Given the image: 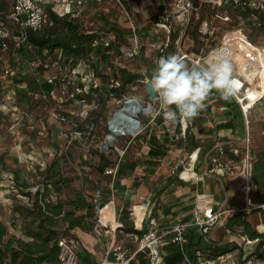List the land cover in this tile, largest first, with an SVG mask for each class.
<instances>
[{"label":"rangeland","instance_id":"rangeland-1","mask_svg":"<svg viewBox=\"0 0 264 264\" xmlns=\"http://www.w3.org/2000/svg\"><path fill=\"white\" fill-rule=\"evenodd\" d=\"M79 1L81 0H75L73 4ZM82 2L80 16L83 31L96 32L111 27L119 28L125 32L128 39L127 46H123L124 49L131 47L135 43L134 41L137 40L140 52L136 57L126 59L118 56L113 60L117 67L126 68L128 71L142 75L143 79L141 81L147 79L151 81L153 70L162 56L174 53L183 55L185 61L192 65L195 56L201 55L202 58H206L211 50H214L213 52L219 50L229 54L234 76H247L249 74L248 76H253V79H255L253 84L256 86L254 91H249V96L252 97L255 93L264 94V29H257V27L250 25L247 20H241L235 14L227 15L228 19L224 20L221 18V16L224 17L223 12L219 11L217 17L214 18V14L210 17L208 12L211 14V11L207 9L201 21L202 10L200 11V8H198L190 16L191 21H189L187 28L183 30L184 28L173 17L174 0H165V6L160 4L162 2L159 0H82ZM0 6L5 10H10L12 0H0ZM122 7L127 11V19L122 13ZM210 9L213 8L210 6ZM203 21L208 22L207 25L211 32L206 36L198 31ZM158 23L171 27L170 43L163 52L161 50L167 42L168 34L163 27H157L156 24ZM195 29L200 37H192L191 33ZM31 60L32 57L29 53H18L12 48L0 52V89L2 90L0 106L5 107L4 111H0V168L5 175L2 177L4 181L1 183L0 189L1 194L6 197L11 196V194H14L13 196L20 195L21 198L18 200L23 204L27 202L31 206L32 200L23 197L22 193L31 192L34 194L39 187H42L45 179H43L41 172L57 156L61 158V170L64 176L71 180V187L81 191L94 204L95 214L91 221L96 224L99 216L96 205L102 206L103 198H107L108 190L114 182L111 177L108 184L107 176L111 175H100L97 171L99 154H104L113 162L127 156L129 162L137 164L135 170L121 181V185L129 191L128 196H130V199L128 201L125 198L126 195L122 198L115 195L114 200L111 201L116 207L117 219L118 210L125 206L128 208V215L132 219V207L143 204L144 199L151 200L154 192L159 188H165L164 193H162L163 200L176 201V197L171 193L173 191L182 192L183 190L180 186H177L175 180L184 168L189 167V164L192 165L188 155L199 146L202 147V152L198 162L194 164V170L198 175L201 174L204 160L203 152L211 146L210 143L212 142V139L209 142L206 141L210 129L209 127L206 128L205 123L203 124V119L210 121L213 120V116H218L219 120L217 122L224 123L228 120L225 113L230 112L235 124L236 136L240 137L243 134L245 120L241 115L239 104L235 101H233L236 103L235 105L223 109L220 101L215 100V96L208 97L205 101V107L199 112V115L190 120L193 124L192 133L193 140H195V145L191 146L188 140L185 142L184 140L174 139L173 134L176 131V126L164 118L167 110L172 109L174 111V106L170 108L162 107L159 95L156 100H150L145 84L137 81L134 86L129 87L122 100L110 97L101 101L102 99L97 93H91L90 98H85L82 101L75 99L71 102L73 94L78 92L76 90L78 79L85 84L84 93L89 92L90 80L87 76H82L86 74L85 67L78 66L73 70L66 68L61 71L62 76H56L58 70L56 68L48 72L30 68ZM10 74L13 76L14 85L23 84L24 89L17 90L8 87ZM77 74H81V77L78 78ZM52 76L60 78V85H57L49 96L43 97L40 86L48 77ZM16 79L23 81L16 83ZM62 80L65 81L62 82ZM248 81L251 82L250 78ZM10 92L14 93V99L8 98ZM215 94L219 95L216 91ZM128 98L139 100L144 107L150 104L152 112L138 115L140 130L136 136L139 139H134L136 136L134 138L130 136L117 137L113 144L105 150L103 145L106 136L110 133L108 122L114 112L121 107L122 101ZM232 100V98L229 99L230 102ZM14 108L17 109L19 114H17L18 117L15 123H12L13 121H10V118L13 116L12 110ZM207 108H211V112L207 111ZM62 114L67 117L64 122L56 119V116ZM263 119L264 99L253 107L248 117L252 136L251 142L255 150L264 147ZM164 131L168 134L167 146L169 151L157 165L154 167L149 166L144 163L148 150L144 136L148 138V135L156 132L163 138ZM109 168L113 167L107 169ZM9 173L13 175L17 173V181L19 180L17 184L20 186L22 184V190H19V193H5L12 186L9 177L13 178V181L16 179L13 175H8ZM189 174L191 173L186 172V176ZM133 181L137 183V186L132 185ZM185 184L188 189V185L195 183ZM195 186L199 187L195 194L203 192L200 185ZM213 187L216 191V201L221 202L222 197L226 199L220 182L216 181ZM194 188L189 189L191 191L187 194L186 206L191 202L193 204L195 202L193 197ZM138 193H141V195L136 196ZM59 196L62 199H67L72 196V193L70 189H63ZM56 197L57 194L51 190V200L55 201ZM125 200L129 202L127 205ZM232 200L231 207L242 203L238 193L234 194ZM158 202L159 200L156 197L153 207H155L157 213L158 220L156 224L160 231L161 226H165L170 221L161 218L162 213L157 211L159 209ZM190 206L184 208V205L183 207L179 205L174 211L175 216L183 214ZM105 209L106 207L101 210L100 216L104 222H107L111 220V214H108ZM19 215L24 217L21 212ZM135 218L138 224L133 221L137 225L134 224V227L136 226L139 230V228L141 229L139 217L135 216ZM30 220V217L24 219L23 224L17 229L21 230ZM247 220L256 226L258 232L264 233V213L247 215ZM104 229L105 227L102 228V231ZM240 236L239 231L234 234L226 233L222 225L218 224L210 231L205 240L208 239L206 244H223L226 242L237 244L240 242ZM102 238L108 240L107 236ZM118 239L120 243L129 244L128 242H130L125 240L122 233L119 234ZM138 242L135 244L133 242L131 245L133 244L135 247ZM240 249L242 250L241 247ZM239 252L238 247L231 253L230 260H237ZM247 252L246 254H248ZM101 257L102 254L99 258ZM246 264H264V248L260 249L257 255L250 257Z\"/></svg>","mask_w":264,"mask_h":264},{"label":"trees","instance_id":"trees-1","mask_svg":"<svg viewBox=\"0 0 264 264\" xmlns=\"http://www.w3.org/2000/svg\"><path fill=\"white\" fill-rule=\"evenodd\" d=\"M82 6V0L72 4L69 12H65L64 7L60 4L46 6V24L40 31L26 29L25 39L17 52L29 53L32 57L31 61L38 62V71L48 72L52 71L53 68L58 69L57 76H62L61 71L66 68L72 70L78 66H84L86 74L82 76H87L90 80L89 92L84 93L85 84L78 79L76 86L78 92L73 94L71 102L75 99L82 101L85 98H90L91 93H97L102 99L101 101L110 97L122 100L129 87L134 86L137 81L143 79L142 75L128 71L126 68L117 67L114 63L113 59L121 55L120 48L127 46V36L123 30L115 27L103 31H92L91 33L83 31L80 16ZM207 9L211 11V14L208 12L210 17L216 13V10L203 6L200 8V11L202 10L201 21ZM10 11L11 9L5 10L0 6V15H10ZM219 11L228 16L235 14L241 20H247L250 25L257 27V29H264V10H254L242 5L229 4L220 8ZM108 35H113L114 38L109 40ZM191 35L194 38L200 37L196 29ZM77 75L78 78L81 77V74ZM59 79L58 77L55 78V84L43 82L40 86L41 90L50 95L51 91L57 85H60ZM22 81L18 79L16 83ZM64 81L62 80V82ZM211 95L215 96L226 109L236 104L233 100L230 102L216 95L215 91L209 96ZM225 115L230 116L231 114L226 112ZM228 128H234L232 119L217 125L216 129ZM262 132L264 134V119ZM167 135L164 131L163 138L156 132L148 135V138L144 136L148 147L145 164L154 167L166 156L169 151ZM134 139L139 138L136 136ZM190 144L191 146L195 145V140L191 141ZM251 153V174L256 187L251 194L250 201L254 205L264 204V147L255 150L251 146ZM60 161L61 158L56 156L50 164L45 166L41 172L45 180L42 187H39L34 194L31 192L22 193L24 197L32 200L31 206L19 205L13 208L14 211L21 212L25 219L31 218L21 229V233L26 239L9 234L5 224L0 221V264H56L59 254L58 241L61 238L67 240V237H69L73 240L71 236L73 230L80 229L90 232L94 228L95 224L91 221L95 214L94 204L81 191L71 187V180L64 176ZM114 166H117L114 177L107 176L108 184L111 177L114 181L107 193L113 196L125 190V187L121 185V181L135 170L137 164L129 162L127 156L113 162L104 154H99L97 171L100 175H103L108 167ZM184 176L186 177V172ZM133 182L132 185L137 186V183ZM175 182L177 186H186V182L179 178ZM195 185H188V188H194ZM195 188L193 189L194 198L196 196ZM63 189H70L72 196L67 199L60 198L59 194ZM164 189V187L160 189L157 199H159ZM51 190L57 194L55 201L51 200ZM193 206L194 204L191 206V211L194 208ZM118 213V219L116 217V220L120 225L119 228L126 234H135L141 238L143 233L134 227V222L128 215V208L125 206ZM255 213L263 214V210L258 208L249 213L236 211L227 215L222 225L226 233L234 234L239 231L241 236H245L249 240L258 239L253 253L246 254V251L241 250L233 242L206 244L204 237L195 228H190L184 233L185 243L182 247L171 242L172 236L170 233L163 236L164 240L159 243L162 264H184V258H191L195 249L207 252L209 256L215 258L230 254L238 247L240 251L239 258H237L235 264H246L250 257L257 255V252L264 248V233L258 232L256 226L247 220V215ZM150 215V218L152 217L157 222L158 217L155 208ZM165 215H169V210L165 211ZM191 217L192 214H187L176 223H186L191 220ZM147 252L148 250L138 252L132 264H150V257ZM80 258L86 264H91L87 260L89 259L88 256Z\"/></svg>","mask_w":264,"mask_h":264},{"label":"built area","instance_id":"built-area-1","mask_svg":"<svg viewBox=\"0 0 264 264\" xmlns=\"http://www.w3.org/2000/svg\"><path fill=\"white\" fill-rule=\"evenodd\" d=\"M74 1L75 0H12L11 11L9 13L10 15H0V52L10 50L11 48L17 52L18 49L21 48V43H23L25 39L26 29H30L32 31L42 30L43 26L46 24V6L60 4L64 7L65 12H69L70 6ZM159 1L162 2L160 4L165 6V0ZM173 3V17L175 21L184 28L183 30H185L189 25V21H191L190 16L193 15L192 13L203 6H211L214 10H216L214 18L218 16L220 8L229 4L242 5L254 10H264V0H174ZM122 13L125 18H128L127 11L124 7H122ZM221 18L224 20L228 19L227 15H224V17L221 16ZM207 23V21H203L198 30L204 36L211 33ZM156 25L157 27H163L168 34L167 42L161 50V52H163V50L166 49L170 43L171 27L160 23ZM91 32L92 31H89L87 33ZM108 38L109 40H112L114 37L113 35H108ZM134 42L135 43L129 48L124 49L123 46L120 48L121 57L129 59L138 55L140 52L139 45L137 40ZM213 51L214 50H211L209 54ZM204 59L205 58H202L201 55L195 56L193 63L199 64ZM30 64V68L36 69L39 65L37 61H30ZM9 76L8 87L10 89H24L23 84L18 86L14 85L13 76H11V74ZM56 76L48 77L45 82L48 84H55ZM235 78L239 82L238 93L232 99L239 104L242 113L241 115L243 116V120H245L243 134L238 139H219V141L214 142L210 148L205 150L203 152L204 160L202 163L201 175L202 177L213 179L218 183L220 182V184L224 178H230L237 182L238 192L242 203L236 208H230L225 206L227 200H225V202H218L212 194L206 192L197 193L195 196L191 220L186 223H175L169 231L172 236L171 242L179 245L180 247H182L185 243V231L190 228H195L205 240L210 231L218 224L223 225L224 218L231 213L236 211L249 213L250 211L258 208L262 209L264 213V204L254 205L250 201L251 194L256 186L254 185L251 174L252 136L249 127L250 120H248L250 111L256 104L264 99V94L255 93L254 96H249V91H254V87L256 85L254 86L252 82L248 81L247 77L237 75ZM250 79L252 80L253 78ZM1 92L2 90L0 89V95ZM42 93L43 97L49 96L43 91ZM14 97V93L10 92V97L8 98L14 99ZM4 110L5 107L0 106V111ZM66 118L65 114L58 115V117L56 116V119L62 122H64ZM164 118L165 120L171 121L176 126V131L173 134L174 139H180L186 142L189 137V141H193V124L190 120H185L178 114H174L172 109L167 110ZM167 131L169 132V130ZM201 152L202 148L196 147V149L188 155V159L192 165L189 164V167L182 170V172L178 175L180 180L186 183L198 182L199 175L194 170V164L198 162ZM117 166L106 169L104 174L114 177ZM187 171L191 172V175L185 177L184 173ZM9 179L10 182H13V178L9 177ZM96 209H100V206L96 205ZM103 224H105V222L95 224L94 228L96 232H106L102 231V228H104ZM118 227H120L119 223L116 224V228ZM148 227L149 230L147 234H143V238H139L135 234L131 235L134 244L139 241L135 248L126 244L113 242L107 248L105 257L100 262L95 264H132L136 254L138 252H144L145 250H148L147 254L150 257V264H162L159 252V243L161 242L163 236L158 234L160 233L158 232V226L155 219L152 217H149L148 219ZM135 228L137 229L136 226ZM257 243L258 239L249 240L245 236H240V242L237 243V245L241 247L243 251H248L247 253L251 254L254 252V248ZM58 247L59 254L56 264H81L78 260L76 252L65 238H61L58 241ZM230 258L231 253L214 258L209 256L207 252L195 249L191 258H184V264H235L236 260L231 261Z\"/></svg>","mask_w":264,"mask_h":264},{"label":"crops","instance_id":"crops-1","mask_svg":"<svg viewBox=\"0 0 264 264\" xmlns=\"http://www.w3.org/2000/svg\"><path fill=\"white\" fill-rule=\"evenodd\" d=\"M244 77H247L248 79L249 78H253V76H248V75L244 76ZM254 80L255 79H252L251 82L254 83ZM212 96L213 95H211L209 97H212ZM215 100L219 101L216 98H215ZM221 107H223V109H226L224 106H222V104H221ZM12 111H13L12 112L13 116L10 118V121L12 120L13 121L12 123H15V121L17 120V117H18L17 114H19V112L15 108ZM207 111L211 112V108H207ZM230 119H233V117H231V115L228 116V120L227 121H229ZM218 120H219L218 116H216V117L213 116V120H210V121H207L206 119H203V124L205 123L206 128L209 127V129H210L209 132H208V140H206V141L209 142L210 139H212L211 140L212 142L210 143L211 145L214 142L219 141V139L220 140L238 139V138H240L242 136V135L240 137L236 136L235 124H234V128L233 129L228 128V129L217 130L216 128H217V125H219L218 123L221 124V122H217ZM243 131H244V128H243ZM251 146H252V148H254L252 142H251ZM199 147L202 148L201 146H199ZM8 175L11 176L13 174L9 173ZM16 175H17V173H14L13 176L16 179H14V181L11 182L12 186H10L9 190L8 191L6 190L5 193H9V192H11V193H14V192L15 193H19V190H22V188H21L22 184H21V186L19 184H17L19 180L17 181V176ZM189 175H191V174H189ZM4 176L5 175L2 173V170L0 168V187L2 185L1 183L4 181L3 178H2ZM215 182H216L215 180L209 179V178H206V177H202V175L199 174L198 182L195 183V184L196 185H200V188L202 189L203 192L212 194L215 197L216 196V191H215V188L213 187V184ZM221 184H222L221 185L222 191H223L224 195L226 196V199H224L222 197L221 202H225V200H227L226 203H225V206L226 207H230V208H236V207L240 206V204H238V205L236 204L234 207H231V203L233 202L232 199L234 197V194L235 193L239 194L238 187H237V182H235L234 180H232L230 178H224L222 180ZM195 187H196L195 188V192H197V188H199V187L198 186H195ZM180 188L183 190L182 192L181 191H173L171 193L172 195H174V197H176V201L169 202L171 200H163L162 199V197H163L162 194L160 195V199H158L159 202H158L157 205H158L159 209L157 211L162 213L161 214L162 215L161 218L163 220L168 221V222L170 221L165 226H161L162 228H161V230L159 232H163L162 234H160L162 236L166 235L167 233L169 234L170 228L177 221H179V219H182L187 214L191 215L193 213V210L191 211V206L193 205V202H191V203L188 204V205H191V206L186 212H184L183 214H180L179 215L180 217L178 215L175 216L174 211H175V209L178 208L179 205H182V207H183V205H184V207L188 206V205L186 206V202L185 201H187V199H188L187 194L190 193V191H191V190H189V188L187 189L186 186L180 187ZM128 192L129 191L127 190V188H125V190L123 192L116 194V196H119V198L120 197L122 198V197H125V195H126L125 198H127V200L129 201V199H130L129 197L130 196H128ZM1 193L2 192H1V189H0V221H2L5 224L9 234L15 235L16 237H20L22 239H26L22 235L21 230L17 229V228H20V226L23 224L25 218L21 217V215H19V212L18 211H14L13 208L16 207V206H19V205H26V206H29V205L27 204V202H25L26 204H23V203H21L20 200H18V199L21 198L20 195L13 196L14 194H11V196H7L6 197L5 195L3 196V194H1ZM162 193H164V192H162ZM137 195L139 196V195H141V193L136 194V196ZM166 196L168 197V195H166ZM113 197L114 196L112 194H107V198H103V203L101 204L102 206L99 205L100 209H98L99 210V216H98L97 223H103L104 222L101 219V216H100L101 210L104 209L107 206H111L110 208H112V206H113V208H112L113 214H114L113 215V221H114L115 225H113L112 220H109V221L105 222V224H103L104 227H105V229L103 231H106L105 233H100L98 231L96 232L95 228H93L90 232H86V230L82 231L80 229H75V230H73L71 232L72 233L71 236H72L73 240L70 239L69 237H67V241L70 243V245L72 246V248L76 252L78 260H79V262H81V264H86V263L84 261H82L80 257H87V256L89 257V259H87V260L91 264H95V263L100 262L105 257L107 248L109 247V245L111 243H113V242H116L118 244L120 243L119 239H118L120 233L123 234L125 240L130 241V242H128L129 244H127V243H120V244H126L128 246H131V247L135 248L133 244L131 245V243H133L131 235H133V234H126L119 227L116 228V224H118V222L116 220V215H117L116 214V207L114 206L113 201H111V200H114ZM190 197H192V196H190ZM229 198H231V199L229 200ZM127 200H125V204L126 205L129 203ZM148 201L149 200H145L144 199L142 203L145 204ZM133 208L134 207H132V212H133L132 221H134L136 223V218L134 216ZM154 208L155 207H152V210ZM152 210H151V212H152ZM167 210H169V215H165V211H167ZM168 219H171V220H168ZM140 225H141V229H142V222H141ZM94 227H95V225H94ZM137 230H138V228H137ZM139 230H140V228H139ZM103 236H107L108 240L107 241L104 240L102 238ZM163 240H164V237H163L162 241ZM206 241H208V239ZM101 254H102V257L99 258V256Z\"/></svg>","mask_w":264,"mask_h":264},{"label":"clouds","instance_id":"clouds-1","mask_svg":"<svg viewBox=\"0 0 264 264\" xmlns=\"http://www.w3.org/2000/svg\"><path fill=\"white\" fill-rule=\"evenodd\" d=\"M151 84L162 107L174 106V114L191 120L199 115L213 91L229 100L238 93L239 82L229 54L217 50L202 63L192 65L179 54L162 56L153 70Z\"/></svg>","mask_w":264,"mask_h":264},{"label":"bare ground","instance_id":"bare-ground-1","mask_svg":"<svg viewBox=\"0 0 264 264\" xmlns=\"http://www.w3.org/2000/svg\"><path fill=\"white\" fill-rule=\"evenodd\" d=\"M146 107L142 106L140 104L139 100H138V104L130 102L124 107V112H120L118 114L117 119H115L113 121L111 118L109 120L110 121V127H109L110 133H108V135L106 136V143H108V146L113 144L114 140L117 137H121V136H130L131 137V133H136L135 131H133V124H132V121L129 119V116L132 113H136V115H139L140 113H143V114L151 113L152 112V106L149 109H146ZM109 137L113 138L112 142L108 141ZM148 202H146L145 204L133 206L134 207L133 208L134 216L139 217L138 219L140 221V224L143 221L144 216H146L145 215L146 211L149 210ZM110 207L111 206H107L105 210L108 211V214H111L110 219L112 220L113 224L115 225V223L113 221V215H114L113 210ZM136 223H137V221H136Z\"/></svg>","mask_w":264,"mask_h":264},{"label":"water","instance_id":"water-1","mask_svg":"<svg viewBox=\"0 0 264 264\" xmlns=\"http://www.w3.org/2000/svg\"><path fill=\"white\" fill-rule=\"evenodd\" d=\"M140 83L142 84H145L144 86L146 87V90H147V93H148V96H149V99L150 100H156L158 98V93L156 92V90L153 88L152 84H151V81L150 80H145V81H139ZM130 102H133V103H136L138 104V100L135 99V98H128L124 101H122V105L121 107L114 112L113 116H112V120L114 121L115 119H117L118 117V114L120 112H124V107L130 103ZM151 107L150 104L147 105L146 109H149ZM143 110V109H142ZM129 119L132 121V124H133V131H135L136 133H131V137H135L136 134H138L139 130H140V121H139V118H138V115H136V113H132L130 116H129ZM110 127V121L108 122V129ZM113 138L112 137H109L108 138V141L109 142H112ZM103 148L106 150L108 149V143H106V141L104 142V145H103ZM160 191V188L157 189L154 194H153V198H151V200H149L148 202V208L149 210L146 211V216H144V219L142 221V229L141 231H143L144 234H147L148 232V219L149 217L151 216V210H152V207H153V202L155 200V198L157 197L158 193Z\"/></svg>","mask_w":264,"mask_h":264}]
</instances>
